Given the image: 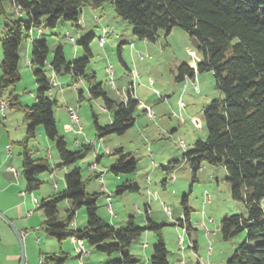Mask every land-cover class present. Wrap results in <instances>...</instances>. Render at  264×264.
<instances>
[{"label":"trees","instance_id":"trees-1","mask_svg":"<svg viewBox=\"0 0 264 264\" xmlns=\"http://www.w3.org/2000/svg\"><path fill=\"white\" fill-rule=\"evenodd\" d=\"M4 3L12 6L14 12L22 17L12 22L11 26L4 27L0 40V100L7 103L8 109H19L29 123L26 139L21 144V175L25 181V191L31 194L38 190L43 182L37 176L43 172L51 176L56 167L50 169L46 160L34 159L32 151L28 149V143L35 138L38 127H42L48 140L56 142L60 166L64 168L74 165L93 146L82 145L81 151L71 152L58 135L53 118L56 102L51 93L52 88L59 84L57 78L69 77L74 87L75 82H85L91 100L101 99L105 110L114 108L111 122L105 126H101L92 113L98 139L107 135H123L135 123L138 101L134 99L132 90H127L125 99L115 106L107 98L101 84L95 82L94 74L88 75L86 72L92 58L90 44L94 35L79 41L85 57L70 63L65 60L60 47L49 63L46 41L33 40L31 60L25 63L32 68L38 87L35 103L32 107H21L16 104L14 96L6 95L8 89L20 81L19 51L24 38L32 40L34 31L37 35L41 34L42 24L53 29L60 20L79 29L84 7L103 10L104 5L108 4L117 17L128 22L134 37L140 41L154 43L160 30L169 34L174 27L197 41L200 62L195 70L184 64L179 65L175 80L183 82L184 79H193L196 73L210 72L220 98L203 109L206 139L197 140L183 159L190 163L195 180L203 163L222 166L226 181L231 186L232 199L241 202L247 211L245 216L230 215L220 221L219 233L223 241L245 233L243 243L226 264H264V207L261 206L264 200V0H0V15L4 14ZM47 67L54 74L51 80L46 75ZM78 97L82 98L81 93H78ZM115 156L109 167L113 176L130 175L137 171V160L131 154L117 149ZM86 182L81 169L75 167L65 174L63 191L37 201V210L44 217L42 226L45 233L58 244L76 239L98 253L109 257L114 254L119 256L107 264L139 263L140 260L128 251L132 242L144 231H155L164 225L147 220L146 227H138L133 218L122 227L108 224L97 214L99 194L88 195ZM135 190L124 183L116 187L115 194ZM66 201L70 203V208L64 216H59L58 206ZM183 204L184 219L171 226L188 234L185 224L190 209L186 206V197ZM82 207L85 208L86 227L82 230L72 229L76 211ZM191 247L195 249L194 244ZM167 256L168 250L160 235L148 262L169 264ZM40 258V264H65L68 256L42 254Z\"/></svg>","mask_w":264,"mask_h":264},{"label":"rangeland","instance_id":"rangeland-1","mask_svg":"<svg viewBox=\"0 0 264 264\" xmlns=\"http://www.w3.org/2000/svg\"><path fill=\"white\" fill-rule=\"evenodd\" d=\"M3 6L4 16L1 19H4V28L5 25L11 26L12 22L18 21L20 18L14 14V9L8 3H4ZM79 27L78 29L71 23L60 20L53 29L42 24L40 27L42 35H37L34 31L31 36L32 40L24 38L19 51L20 81L11 86L6 95L14 92L17 101L22 102V105L27 104V107H32L34 104V102H30V98L31 95L36 94L38 87L32 70L24 62L25 51L23 46L25 44L30 45L31 53L32 41L44 40L49 50V63L58 47L62 49L65 60L70 63L85 57L79 41L88 35H94L90 44L92 58L87 67V74H94L95 82L101 84L107 98L115 106L120 104L123 97L125 98V92L130 89V86L132 88L135 86L142 105L145 102L144 105L150 107L145 109V113H142L141 103L138 105L135 112V123L123 135H107L98 139L95 135L92 113L96 115L98 123L105 126L108 124L109 113L113 116L114 108L111 111L103 110L101 99L89 100L88 88L83 81L82 83L75 82L76 86L74 87L66 79H60L62 88H60V84H56L52 88L56 99V104L53 106V118L56 122L58 135L64 139L67 150L77 152L81 151V145L93 144L92 148L83 153V157L75 163L81 169L83 180L87 181L86 187L91 190L96 186L95 189L98 191V185L95 184L94 179L88 181L90 176L88 167L95 163L97 156L102 158L99 169L102 170L103 174H107L106 176L110 180L112 178L117 179L109 171L110 165L116 158L114 152L117 149H122L124 153L131 154L137 160V171L130 175L121 174L119 178L124 181L133 176L139 177V192H127L122 195H116L115 189L109 191L112 195L105 191H102L103 194L100 195L99 192L100 196L97 198L98 216L108 220L109 210L107 207L111 205L113 214H116L117 218L125 216L124 223L120 224V227L125 226L130 217L133 218L136 226L146 227L147 214L152 223L164 225L155 231H144L140 237L132 242L128 251L140 260L137 264H147L146 260H149L153 254L154 246L152 245H156L160 235L163 237L168 250L169 264H226L234 251L243 243L245 233H241L231 240L223 241L219 233L220 221L230 215L245 216L247 211L241 202L232 199L231 186L226 181V172L222 166H211L203 163L195 180L190 163L183 159V155L192 150L197 140L204 141L206 139L207 131L203 120V109L210 105L213 100L220 98L215 79L210 72L196 73V84L194 83L192 86L186 81H184L185 83L175 81L176 69L179 65L184 64L189 67L192 64L193 70H195L200 62L197 41L178 27L172 28L169 34L160 30L154 43L140 41L134 37L128 22L117 17L108 4L104 5L103 10H92L89 7H84L81 12ZM103 30L109 32L107 39H105L106 35L102 34ZM116 35L120 36V39L116 40ZM68 37L72 38L74 42H69ZM100 38H104V43L106 40L104 49L101 48L103 45L101 46L99 43ZM118 48H121V57L118 55ZM75 52L77 54L74 56ZM138 54H142L143 58L140 59ZM134 57H138L141 64L137 68L138 78L136 79H132L129 71L123 66L124 62L131 69ZM107 68L114 71L112 78L114 88L109 83L110 76L105 72ZM45 71L47 77L50 78L51 68L47 67ZM151 80L154 82V89L159 93V96H156L149 88ZM81 90H83L84 100L79 102L78 92ZM166 96L169 97L165 101L163 97ZM156 98L165 102L154 104L153 101ZM178 98L183 103L182 109L185 107L183 110H180L179 105L178 107L176 105ZM67 107L76 111L79 127L83 129L82 133L70 121L66 111ZM147 111H152L154 118L148 117ZM9 113L15 121L13 129L10 130L11 140L22 143L26 139L25 129L29 123L23 121L21 111L13 108L7 109L5 112L7 117ZM5 121L0 118L1 124H4ZM181 141L184 146L180 143ZM16 143L12 145V154L14 158L20 160L18 153H21L22 149ZM28 149L32 151L34 159L46 160L50 168L58 166L55 169L58 176L65 171V168L60 166L61 161L56 150V142L45 137L41 126L37 128L35 138L29 141ZM68 168L73 169V166ZM168 169L173 173V177L177 178V182L173 186H171L170 173L166 174ZM37 178L43 184L33 193H26L31 202L33 201L32 208L36 216L41 214L40 211H35L36 201L45 195H50V197L55 195L53 186L56 183L59 185V190L64 185L63 178L59 182L57 179L53 180L54 178L51 181L47 172L39 174ZM146 179L150 181L149 185H146ZM164 182L168 186L166 191L163 190ZM181 188L183 189L180 190ZM176 190L180 193L182 191L177 199L175 198ZM149 192L152 194L156 192V199L159 202L157 200L152 201L154 202H151L152 207L148 203L149 210H152H147L145 213L143 204H147ZM184 197H186V206L190 209L188 222L185 224L188 234L180 228L171 226L174 222L184 219ZM160 202L171 211V218L165 214L166 212L163 213L160 210L158 207ZM134 204L141 209L140 215L135 213ZM63 206L64 203H60L58 206L59 216L65 215ZM261 206L264 207V200ZM83 219L87 223L84 207L77 210L75 214V220L78 223H81ZM179 235H183L182 244L178 243ZM65 241L67 242V240ZM195 242L197 247L194 249L191 245ZM78 243L80 244V241ZM144 244L148 247L147 255L151 252L148 259H146L144 249H142ZM74 253L78 254L71 251L70 255H76ZM99 256L105 259L107 257V255L91 251L90 262H84H87L85 264H93ZM112 257V259H117L119 256L114 254ZM40 259V257L37 258V264H40ZM67 264L75 263L70 260Z\"/></svg>","mask_w":264,"mask_h":264},{"label":"crops","instance_id":"crops-1","mask_svg":"<svg viewBox=\"0 0 264 264\" xmlns=\"http://www.w3.org/2000/svg\"><path fill=\"white\" fill-rule=\"evenodd\" d=\"M5 4H7V3H5ZM14 14L17 15L20 19L22 18L17 13L14 12ZM2 16H4V14L0 15V40L2 38V33L4 30V28H3V26H4L3 20L4 19L3 20L1 19ZM108 33L105 34L106 35L105 39H107ZM33 34H34V32H33ZM102 34H103V32H102ZM40 35H42V33ZM119 37L120 36L116 35L115 39L116 40L120 39ZM105 44H106V40H105L103 47H101V48L104 49ZM97 46H98V44H97ZM131 46H132V44H131ZM118 49H119V53H120V57H121V48H118ZM23 50L25 51L24 52L25 53L24 62H26V61L30 62V60H31L30 45L25 44V46H23ZM76 54H77V52H75L74 56ZM131 55L134 56L132 53H131ZM139 61L140 60L138 57H134L133 65L131 67V69L134 68V70L129 69V67L127 65H125V63L123 62V66L125 67V69L127 71H129L131 77H132L133 73H135L137 75V73H136V72H138L137 68L139 67V65H141ZM1 63H2V52H1V46H0V65H1ZM189 68L194 69L192 67V64L189 65ZM30 69L32 70L31 67H30ZM113 74H114V71H113ZM53 75L54 74L51 70V77L49 78L50 80L52 79ZM0 76H1V74H0ZM137 78H138V75H137ZM61 79H66L70 84H72L71 79L69 77H63ZM132 79H133V77H132ZM188 79H184V81L189 82V84H191V86L196 81V77H194L193 79H189V80ZM59 80L60 79L57 78L58 83L61 85L60 88H62V84L59 82ZM79 82L82 83V81H79ZM186 84H188V83H186ZM86 86H87V84H86ZM87 88H88V86H87ZM113 88H114V86H113ZM113 88H111V89H113ZM130 90H132V94H133L134 99L136 101H138V105H140L141 101L137 96V94H138L137 88H135V86L133 88L130 86ZM51 93H52L53 100H56L55 99V92L51 91ZM78 93H81V96H82L81 99H79V97H78V101L80 102V101L84 100L83 90L79 91ZM9 95H12L15 97L16 104H19L21 107H27L26 106L27 104L24 106V105H22V102L17 101V99H16L17 97H16V95H14V92L9 93ZM168 97L169 96H166L163 98L166 101V99ZM179 99L180 98H178V100ZM89 100H91V99L89 98ZM165 101L159 100L156 98L153 102H154V104H157L159 102L162 103ZM30 102L35 103V95L34 94L31 95ZM144 104H145V102H143V105L141 103L142 113H145L146 108H150L147 105L145 106ZM160 105H162V104H160ZM176 105L178 107L177 103H176ZM162 107H163V105H162ZM9 109H12V108L10 107ZM13 109H17V108L13 107ZM103 110H105V109H103ZM17 111H20V110L17 109ZM10 116H11V114L9 113L8 117L6 116L4 119V120H6L4 122V124L0 123V212L9 222H11L13 224V226L18 231V233L21 237V240L23 243L24 256H25V264H37V258H39L42 254H55V255H59V256H60V254H65L68 256L65 264H67V262L70 260L74 261L75 264L87 263L84 261L90 262L91 251L96 252L95 250H93L92 248H89V247L86 248L87 246L85 247V243L80 242V244H79L78 240H76L75 242H72L69 239V240H67V242L63 241L61 244H58V242L53 237H50L45 233L43 226H42L43 221H44V217H43L41 211H40V213H41L40 215H38V216L35 215V212L33 211V208H32V205H34L33 201L31 202V200L26 195L27 192L25 191V181L21 175V173H22V151H21V153H18V158L20 160H17L16 158H14V156L12 154V145L16 142H13L11 140L10 130L13 129L15 121L13 120L12 116L11 117ZM22 117H23V115H22ZM107 119H108L107 122L109 124L111 122V119H112V116L110 115V113H109ZM135 120H136V118H135ZM23 121H25L24 118H23ZM101 126H103V125H101ZM79 130H78L79 132H81V133L83 132L82 128ZM25 135H26V129H25ZM20 144H22V143H20V141H18L16 143V145L22 149V145H20ZM183 146H184V143H183ZM101 159H102L101 156H97L95 163H93L92 165H90L88 167V171L90 174L88 181H90V179H94L95 184L98 185V189H97L98 191H96V189H95L96 186H94L91 190L88 187H86V193L88 195L92 196L94 194H98L99 192H100V195H102L103 194L102 191H105L108 194H111L109 191L116 189V187L124 184L125 182L127 183V185H130L131 187L137 189L132 193H138L139 192V190H140V188H139L140 178L139 177L136 178L133 176L134 178L131 177L130 179H128V180L126 179L124 181L122 178H119V177H116L117 178L116 180H114L113 178L110 180L109 178H107V176H106L107 174L106 175L103 174L101 172L102 170L99 169V164H101ZM72 166H73V168L78 167L75 164ZM57 167L58 166H56L55 169ZM55 169L52 170V172L54 171L51 175L52 178H51L50 174L49 173L48 174H49L50 180L54 178L53 180L57 179V182H59L61 180V178H63V180H64L65 174L69 170H71L70 168L67 167V168H65V171H63L62 175L59 174V176H58L57 172H55ZM166 172H167L166 174H168V172L170 173V175H171L170 180L172 181L171 186H173L177 182V178L173 177V173L171 172V170L168 169V170H166ZM53 180H51V181H53ZM145 183H146V185H149L150 181H148V179H146ZM185 183L186 182L184 181V184ZM53 187H54L53 188L54 193H59L65 189V185H63L61 190H59V185L57 183ZM167 187H168L167 184H165V182H164L163 190L166 191ZM182 189L183 188H181L180 190H182ZM27 194H29V193H27ZM149 194H150V196H149ZM175 194H176L175 198L177 199L180 196V194H182V191L180 193L176 190ZM100 195H98V196H100ZM49 197H50V195H45L41 199H38V200L36 199V200L38 202H40L42 199H46ZM147 197H148V200L146 201L147 204H143L145 213H147V210H149L148 203L151 204V207H152V205H153L152 203H154L152 201L157 200L156 199V192H154L153 194L151 192H149L147 194ZM108 199H110V197H108ZM37 201H36V206H37ZM157 202H159V200H157ZM63 203H64L63 208L65 209V211L68 210L70 208V203L67 201L63 202ZM161 204H162V202H160L158 204V207L160 208V210L163 213H165ZM109 207L111 209V214H110V212H108V216H109L108 220H106L103 217H101V219H103L108 224H110L114 227H120V224L124 223L125 216H121V217L117 218V215L113 214L112 206L110 205ZM153 207H155V206H153ZM133 209L135 210L136 214H139V215L141 214V209L138 208L137 205L134 204ZM151 210L152 209H150L149 211H151ZM35 211H39V210H37V207H35ZM29 213H30V216H27V214H29ZM165 214L169 218H171V216H172V213L170 210H169V215L167 213H165ZM130 218H132V217H130ZM147 220H149L148 214L146 216V222H147ZM85 227H86V223H85L84 219H83V221H81V223H78L77 220H74L73 225H72V229H75V230H82ZM193 244L195 245V247H197L196 242ZM152 246H155V244ZM147 248L148 247L146 244L142 245V249H144L143 252L146 256V259H148L150 254H151V252H150L147 255V253H146ZM71 251L77 252L78 254L74 253L76 255L71 256L70 255ZM85 253H86V255H85ZM96 253H98V252H96ZM98 254H101V253H98ZM102 255H105V254H102ZM112 258H113L112 256L111 257L107 256L105 259L104 257L99 256V258H98L99 260L98 259L95 260L94 263L95 264H103V263L107 264L110 260H112ZM20 259H21V254H20V249H19V245H18L16 237L10 231V229L0 220V264H20ZM146 261H147V264H149L148 260H146Z\"/></svg>","mask_w":264,"mask_h":264},{"label":"bare ground","instance_id":"bare-ground-1","mask_svg":"<svg viewBox=\"0 0 264 264\" xmlns=\"http://www.w3.org/2000/svg\"><path fill=\"white\" fill-rule=\"evenodd\" d=\"M106 33H107V32H106L105 30H103V34L105 35ZM68 41H69V42H74V40H73L72 38H69ZM99 43H100L101 46L104 45V38H100V39H99ZM138 57H139V54H138ZM140 59H142V58H140ZM26 63H28V62L26 61ZM105 72H106L107 75L110 76V75H112V72H113V71H112L111 68H107V69L105 70ZM132 77H133L134 79H136V78H137V75H136L135 73H133V74H132ZM150 82H151V81H150ZM150 82H149V88L151 89V91H152L156 96H159V93L154 89V88H155L154 84H151ZM109 83L111 84V79L109 80ZM112 86H113V81H112ZM124 99H125V98L123 97L122 100H124ZM178 105H179V109L181 110L182 107H183V103H182L181 100H178ZM7 109H8V107H7V103H6L5 101L0 100V113H1V115L3 116L4 119H5V117H6L5 112H6ZM71 109H72V108H71ZM66 111H67V113H68L69 119H70V121L72 122V124H75V122H73V119H72V117H71V115H70V107H67ZM72 111H73L74 114L77 116L76 111H75L74 109H72ZM146 114L148 115V117H150V118H154V114H153L152 111H147ZM4 119H3V120H4ZM77 121L79 122L78 116H77ZM79 129H81V128L79 127ZM180 143L183 144L182 141H181ZM107 208H108V210L110 209L109 206H108ZM162 208H163V210H164L166 213L169 214V210H168V208L166 207L165 204H162ZM109 212H110V214H111V210H109ZM71 241H72V242H75L76 239H71ZM178 243H179V244H182V243H183V235H179V237H178ZM40 261H42V259H40Z\"/></svg>","mask_w":264,"mask_h":264},{"label":"water","instance_id":"water-1","mask_svg":"<svg viewBox=\"0 0 264 264\" xmlns=\"http://www.w3.org/2000/svg\"><path fill=\"white\" fill-rule=\"evenodd\" d=\"M0 220L10 229V231L14 234V236L17 239L19 249H20V254H21V259H20V264H25V256H24V250H23V243L21 240V237L18 233V231L15 229L13 224L9 222L0 212Z\"/></svg>","mask_w":264,"mask_h":264},{"label":"built area","instance_id":"built-area-1","mask_svg":"<svg viewBox=\"0 0 264 264\" xmlns=\"http://www.w3.org/2000/svg\"><path fill=\"white\" fill-rule=\"evenodd\" d=\"M68 40H69V37H68ZM139 58H143V55L142 54H139ZM112 78H113V72H112V75H110V79H111V85H112ZM151 84H154V82L151 80V82H150ZM195 93H198V91H195ZM133 95V94H132ZM70 115H71V117H72V119H73V122H75V126L78 128V130H79V122L77 121V116L74 114V112L72 111V109L70 108ZM0 118L1 119H4L3 118V116L1 115V113H0ZM197 128V127H196ZM93 145V144H92ZM51 178H52V176H51ZM109 210H111V209H109ZM27 216H30V213L29 214H27ZM70 241H71V239H70ZM85 255H86V253H85Z\"/></svg>","mask_w":264,"mask_h":264}]
</instances>
